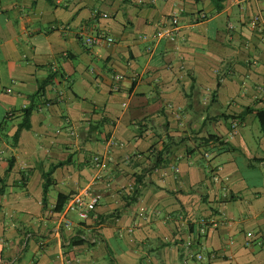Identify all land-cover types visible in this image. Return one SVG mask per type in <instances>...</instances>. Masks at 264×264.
Returning a JSON list of instances; mask_svg holds the SVG:
<instances>
[{"label":"crops","instance_id":"crops-1","mask_svg":"<svg viewBox=\"0 0 264 264\" xmlns=\"http://www.w3.org/2000/svg\"><path fill=\"white\" fill-rule=\"evenodd\" d=\"M220 5L0 0V264H264V135L244 133L253 115L234 130L222 118L264 109V0ZM79 32L113 41L85 47ZM210 135L235 150L198 147ZM93 194L65 227L58 195Z\"/></svg>","mask_w":264,"mask_h":264},{"label":"trees","instance_id":"trees-1","mask_svg":"<svg viewBox=\"0 0 264 264\" xmlns=\"http://www.w3.org/2000/svg\"><path fill=\"white\" fill-rule=\"evenodd\" d=\"M213 1L215 2L216 10L220 11L222 9L220 2H222L223 0H213ZM51 80H52V76L48 77L45 81L39 83L38 89H37L35 95L32 97V100H34L35 97L41 96L43 94L44 87L46 85H48L51 82ZM33 110H34L33 102L29 107H27L26 109L23 110L22 122L18 125L17 131L13 136L14 142L17 141L19 134L22 130L29 129V118H30V115L33 112ZM248 115L254 116L255 120L259 124L260 133L262 135H264V109H255V108L245 107L242 109L241 113H239L238 115H233V116L222 115V118L224 119L226 125L228 126V130L229 129L234 130V129H236L237 125L242 124L243 119H245V117ZM146 121L147 120H145L143 122H146ZM137 126L139 128H141L143 126V124L139 123V125H137ZM138 131L140 133L141 129H139ZM198 141H199L198 147L202 144V142L204 143V145L214 143L219 147L224 146V149H222L223 150L222 153H229V152H232L235 150L228 143L221 141L220 137H217L215 135H210L208 138L200 139ZM167 150H168V147H167V145H165V148L163 150L154 153V155L152 157V161H153L152 167L154 169L158 166H164L165 165L166 159L164 157H165V155H167V152H166ZM64 164H65L64 162L58 163L57 165L52 166L47 173L43 174V186H42V188H43V203H45V197L47 194V190L51 186V175H52V173L54 172V170L56 168L63 166ZM11 168H12V161H9V166L5 172V176H8V174L11 171ZM3 189L4 188H0V195L3 193ZM137 194H138V191H137V187H136V189L133 191L132 195L134 197V196H137ZM67 200H68V198L66 196L58 195L57 201H56V204L54 207V212H56V213L62 212ZM210 254L206 255V260L210 258L209 257Z\"/></svg>","mask_w":264,"mask_h":264},{"label":"built area","instance_id":"built-area-1","mask_svg":"<svg viewBox=\"0 0 264 264\" xmlns=\"http://www.w3.org/2000/svg\"><path fill=\"white\" fill-rule=\"evenodd\" d=\"M258 1V0H257ZM203 18V17H202ZM261 16L258 14H255L251 17L250 24L251 26L258 31V33L263 34V30L261 28ZM174 33V29L171 28H165L162 32L158 33L159 36H165V37H172V34ZM82 44L85 47H89L92 45H99V44H109L113 41L111 37H106L101 34H96V35H86L83 32H79L77 35ZM264 38V36H263ZM117 80L122 79V76L117 75L116 76ZM93 165L94 168L97 170H102L105 168L106 164L105 162L100 158L95 156L93 158ZM100 201V196L98 194H93L90 196H85V195H74L70 197V199L67 201L65 204V212H74L77 214V216L82 220L85 221L89 218V216L94 212L96 206L98 205ZM64 225L65 227H71L72 222L69 221L68 219H64ZM208 223L204 220L200 222L199 229H198V234L199 235H205L206 230H207ZM210 258H214V255L211 253ZM195 259L197 261H205L206 260V255L202 254V252H198L195 254Z\"/></svg>","mask_w":264,"mask_h":264},{"label":"rangeland","instance_id":"rangeland-1","mask_svg":"<svg viewBox=\"0 0 264 264\" xmlns=\"http://www.w3.org/2000/svg\"><path fill=\"white\" fill-rule=\"evenodd\" d=\"M243 130L246 131V132H244V133L253 134V135L257 134V135H258L260 128H259V124H258V122H257L256 120H254V121L249 122L248 125H247V127H243ZM201 164H202V165H205V162L203 161ZM244 169H245V168H244ZM244 169H242V170H244ZM245 170H249V169H245ZM67 219H68L69 221H71V222H75V223H76V222H80V221H82V220L77 216V214L74 213V212H69V213L67 214ZM202 254H205V252H202Z\"/></svg>","mask_w":264,"mask_h":264}]
</instances>
